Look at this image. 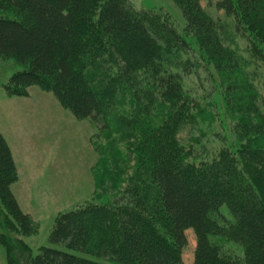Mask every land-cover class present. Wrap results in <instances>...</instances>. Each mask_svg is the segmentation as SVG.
Here are the masks:
<instances>
[{
	"label": "trees",
	"instance_id": "obj_1",
	"mask_svg": "<svg viewBox=\"0 0 264 264\" xmlns=\"http://www.w3.org/2000/svg\"><path fill=\"white\" fill-rule=\"evenodd\" d=\"M176 2L187 27L211 48L208 60L218 59L225 118L241 141L235 153L222 148L194 161L199 139L190 137L187 147L179 142L181 132L202 122L184 86L200 68L167 22L136 12L127 0H0V12L10 13L0 15V58L24 68L4 86L7 94L25 96L37 86L78 120L106 119L118 104L126 107L119 123L139 135L135 171L119 195L57 215L49 244L116 264H185L191 229L192 264H264V84L255 85L249 69L262 62L264 73V60L256 51L250 62L212 45L215 26L201 7L237 14L249 29L259 18L254 29L264 34V0ZM16 181L0 133V244L8 264L23 248L11 235L38 228L13 195ZM210 236L240 245L241 258L224 255ZM30 264L102 263L41 247Z\"/></svg>",
	"mask_w": 264,
	"mask_h": 264
},
{
	"label": "rangeland",
	"instance_id": "obj_2",
	"mask_svg": "<svg viewBox=\"0 0 264 264\" xmlns=\"http://www.w3.org/2000/svg\"><path fill=\"white\" fill-rule=\"evenodd\" d=\"M127 1L136 12L163 20L174 27L188 44V51L195 52V65L200 70L188 75L184 86L189 98L201 107L202 122L197 129L181 132L179 142L187 147L190 137L199 139V145L194 146L197 153L194 161L207 160L222 148L235 153L241 141L233 132V123L225 118L221 87L226 81L219 80L221 72L214 67L218 59L207 58L206 51H211V48L187 27L176 0ZM201 7L215 26L213 37L216 42L212 39V45L221 47L223 51H235L250 62H253L250 52L256 51L264 60V34L262 30L254 29H258L259 18L254 19V28L249 29L237 14L234 17L226 16L205 2L201 3ZM0 15L10 13L0 12ZM179 57L186 63L189 60L186 55ZM23 69L11 58H0V130L16 148L15 167L20 177L17 171L14 184L17 183L20 209L38 226L36 233L27 237L10 234L13 241L19 240L23 245L14 253V264H30L31 258L38 254L41 247H51L102 264H116L69 250L64 245H51L48 237L57 215L78 206L113 200L135 171L139 135L118 120L126 107L116 104L103 120H78L59 105L52 93L37 86L29 87L25 96L7 94L4 86L13 74ZM249 69L256 73L254 83L260 88L264 84L263 63L254 62ZM6 128L18 130L22 147L32 150L17 152L16 143L11 141V130ZM221 211L229 215L224 207ZM185 234L187 244L182 251V259L185 264H192L195 237L191 229ZM209 239L224 255L241 258L240 245L224 238L210 236ZM0 264H8L1 244Z\"/></svg>",
	"mask_w": 264,
	"mask_h": 264
},
{
	"label": "crops",
	"instance_id": "obj_3",
	"mask_svg": "<svg viewBox=\"0 0 264 264\" xmlns=\"http://www.w3.org/2000/svg\"><path fill=\"white\" fill-rule=\"evenodd\" d=\"M7 129V128H6ZM7 130H9V129H7ZM11 130V129H10ZM9 130V131H10ZM0 133L3 135V137L5 138V140H6V142H7V144H8V146H9V148H10V151H11V154H12V157H13V160H14V163H15V166L17 167V160H16V157H15V152H14V149H16L15 148V146L13 145V143H11L9 140H8V137L7 136H5V133L3 132V130H0ZM10 136H11V141L12 140H14V142L16 143V145H17V147H18V149L16 150L17 152H24V151H28V150H32V149H28V148H26V147H22V140L20 139L21 138V136H20V133H19V131L18 130H15V131H12L11 130V132H10ZM17 171H18V176L20 177V172H19V170H18V168H17ZM17 184V183H16ZM16 184H14L13 186H12V192H13V195H14V197H15V199L17 200V202H18V205H19V207H21V203H20V201H19V198H18V196H17V189H16ZM23 192L25 193V191L23 190ZM22 208V207H21Z\"/></svg>",
	"mask_w": 264,
	"mask_h": 264
}]
</instances>
